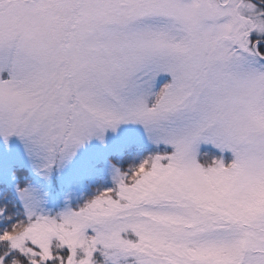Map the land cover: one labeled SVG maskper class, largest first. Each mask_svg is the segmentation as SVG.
<instances>
[{"label":"snow or ice","instance_id":"obj_1","mask_svg":"<svg viewBox=\"0 0 264 264\" xmlns=\"http://www.w3.org/2000/svg\"><path fill=\"white\" fill-rule=\"evenodd\" d=\"M122 122L156 150L74 208L17 185L0 264H264V0H0V135L47 175Z\"/></svg>","mask_w":264,"mask_h":264},{"label":"rangeland","instance_id":"obj_2","mask_svg":"<svg viewBox=\"0 0 264 264\" xmlns=\"http://www.w3.org/2000/svg\"><path fill=\"white\" fill-rule=\"evenodd\" d=\"M159 148L164 149L165 145L161 144ZM154 150L156 146L147 140L142 125L122 122L115 131L107 129L103 141L93 136L80 145L71 158L42 175L36 171L33 158L28 155L20 137L13 134L5 140L0 135V181L11 188L15 197L19 179L13 167L26 168L31 179L23 186L39 188L45 194L43 208L56 212L68 206L74 208L98 189L113 186V165H118L109 160V156L123 158L128 166L138 163L141 157ZM168 150H171L170 146ZM9 200L0 193L2 203Z\"/></svg>","mask_w":264,"mask_h":264},{"label":"trees","instance_id":"obj_3","mask_svg":"<svg viewBox=\"0 0 264 264\" xmlns=\"http://www.w3.org/2000/svg\"><path fill=\"white\" fill-rule=\"evenodd\" d=\"M109 160L117 163V165L122 170L127 168V162L123 161V158L120 160V159H117L115 156H109ZM13 171L19 179L18 183L20 186L25 185L31 179V176L29 175L28 170L24 167L14 165ZM0 193H3V195H5L6 198H10V200L14 198L11 188L6 183L1 182V181H0ZM0 203H2V201H0Z\"/></svg>","mask_w":264,"mask_h":264}]
</instances>
